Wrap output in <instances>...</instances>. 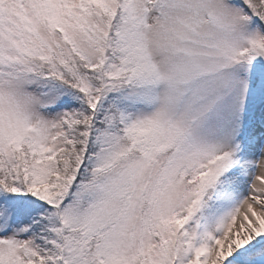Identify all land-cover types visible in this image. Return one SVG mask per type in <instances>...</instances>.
I'll return each mask as SVG.
<instances>
[{"label": "snow or ice", "instance_id": "6c2138e0", "mask_svg": "<svg viewBox=\"0 0 264 264\" xmlns=\"http://www.w3.org/2000/svg\"><path fill=\"white\" fill-rule=\"evenodd\" d=\"M0 264H264V0H0Z\"/></svg>", "mask_w": 264, "mask_h": 264}]
</instances>
